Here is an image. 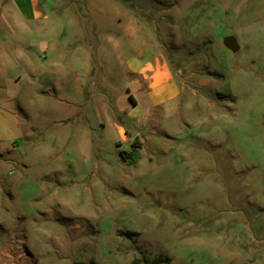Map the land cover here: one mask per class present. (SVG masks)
I'll use <instances>...</instances> for the list:
<instances>
[{
  "label": "rangeland",
  "instance_id": "obj_1",
  "mask_svg": "<svg viewBox=\"0 0 264 264\" xmlns=\"http://www.w3.org/2000/svg\"><path fill=\"white\" fill-rule=\"evenodd\" d=\"M40 3L32 21L0 0V55L33 73L10 88L20 124L0 126L27 155L0 170L4 263L264 264V0ZM157 59L186 92L133 120L127 72Z\"/></svg>",
  "mask_w": 264,
  "mask_h": 264
},
{
  "label": "crops",
  "instance_id": "obj_2",
  "mask_svg": "<svg viewBox=\"0 0 264 264\" xmlns=\"http://www.w3.org/2000/svg\"><path fill=\"white\" fill-rule=\"evenodd\" d=\"M13 2L26 19L39 21L40 18L46 14L44 7L41 6L40 0H13ZM44 47L46 48L47 46L45 45ZM116 51L119 52V61L123 67V46L120 42L116 43ZM102 52V59L104 61L107 59L106 49H102ZM93 58L94 55L89 59V61ZM173 66L174 65H172V63L169 64V62H163L157 59L156 68L150 66L148 67V70H144L142 68L134 67L129 73L127 72L129 88L126 94L128 96L131 95L133 98L131 108L129 109V117L131 119L142 121L144 117L150 115L155 110L169 109L170 106H173L174 109L179 108L180 103L182 102L180 99L184 96L186 89L181 79L177 77L179 72L175 71ZM87 71V68L83 66L82 72ZM45 72H47V70L43 68L39 73H37V75L42 78L45 76ZM49 72L61 79H65V70H63L60 66H56V64H54L53 67L51 66ZM23 74L32 76L33 73L30 71V67L28 66L20 68V64L13 60L10 55H0V100H3L4 103L3 106H0V126L3 125L4 129L9 127V123H12L14 128L20 124V114L13 111L11 104L13 103V98L9 96V92L10 88H15V85L22 79ZM69 74L71 75L68 78L69 82H72V79L77 81L78 90L75 93V97L76 101H78L79 96L81 95L84 77L82 74L78 73V70L74 67L69 69ZM73 85L74 84L72 82V88ZM92 85L95 86L94 83ZM139 99L142 103H140ZM23 103L22 99H20L19 106L21 107V104ZM118 104V113H123V110H126V107L123 108L121 100L118 101ZM119 130L122 139L128 140L127 134L123 128L119 127ZM30 134L31 133H28L27 136L29 137ZM10 136L12 137V134L9 131H5L4 135H0V170H2L3 166L7 165V160L5 159L6 153L15 154L16 152H20L21 159L23 161L27 160V155L23 152L21 147L11 149L7 141H3V138ZM4 160L5 165L3 163ZM6 190L9 194H11L10 192L14 191V186H11L10 189L9 184V186L7 185L6 187ZM1 231L2 230H0V235L1 233L4 235L3 239H8L10 237L11 233L8 234L5 230ZM4 259L5 252H3L0 247V264H5Z\"/></svg>",
  "mask_w": 264,
  "mask_h": 264
},
{
  "label": "water",
  "instance_id": "obj_3",
  "mask_svg": "<svg viewBox=\"0 0 264 264\" xmlns=\"http://www.w3.org/2000/svg\"><path fill=\"white\" fill-rule=\"evenodd\" d=\"M224 44L225 46L231 50L233 53H237L239 50H240V46L239 44L237 43V40L235 38H226L224 40Z\"/></svg>",
  "mask_w": 264,
  "mask_h": 264
},
{
  "label": "trees",
  "instance_id": "obj_4",
  "mask_svg": "<svg viewBox=\"0 0 264 264\" xmlns=\"http://www.w3.org/2000/svg\"><path fill=\"white\" fill-rule=\"evenodd\" d=\"M123 155H124V158L127 159V157H126L127 153L126 154L123 153ZM123 235H126V234L123 233ZM164 262H168L169 263L170 260L169 259L163 260L161 258H158V259H154V261L152 263H145V264H163ZM131 264H142V263L139 260H134Z\"/></svg>",
  "mask_w": 264,
  "mask_h": 264
}]
</instances>
